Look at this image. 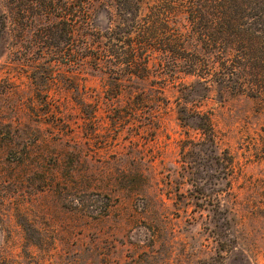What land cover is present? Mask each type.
I'll use <instances>...</instances> for the list:
<instances>
[{"label": "rangeland", "instance_id": "374dc122", "mask_svg": "<svg viewBox=\"0 0 264 264\" xmlns=\"http://www.w3.org/2000/svg\"><path fill=\"white\" fill-rule=\"evenodd\" d=\"M199 5L0 0L2 264H264V78Z\"/></svg>", "mask_w": 264, "mask_h": 264}, {"label": "trees", "instance_id": "16d2710c", "mask_svg": "<svg viewBox=\"0 0 264 264\" xmlns=\"http://www.w3.org/2000/svg\"><path fill=\"white\" fill-rule=\"evenodd\" d=\"M196 10L204 46L242 57L258 68L251 71L255 80L264 78V0H200L192 19Z\"/></svg>", "mask_w": 264, "mask_h": 264}]
</instances>
